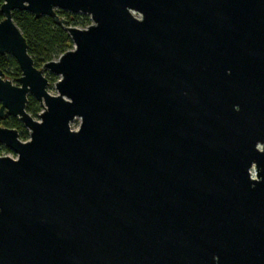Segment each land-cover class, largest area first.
Wrapping results in <instances>:
<instances>
[{"label": "water", "instance_id": "obj_1", "mask_svg": "<svg viewBox=\"0 0 264 264\" xmlns=\"http://www.w3.org/2000/svg\"><path fill=\"white\" fill-rule=\"evenodd\" d=\"M13 12L50 18L72 50L36 68ZM0 14V56L20 71L18 86L0 71V119L29 136L0 127L16 156L0 157V264H264V0H3Z\"/></svg>", "mask_w": 264, "mask_h": 264}, {"label": "trees", "instance_id": "obj_2", "mask_svg": "<svg viewBox=\"0 0 264 264\" xmlns=\"http://www.w3.org/2000/svg\"><path fill=\"white\" fill-rule=\"evenodd\" d=\"M3 0H0V8ZM58 16L68 22V25L75 28L85 29L90 24L85 15H71L66 12H58ZM13 23L20 31L26 41L27 52L34 62V66L40 69L44 64L56 61L61 55L72 50V43L68 34L60 27L55 26L48 17L35 18L27 12H13ZM2 15L0 14V21ZM0 71L5 80L14 79L17 83L20 77V71L16 62L10 56H0ZM14 72L15 75H12ZM26 112L31 117H36L39 113L38 103L28 98ZM0 127L14 129L18 132L19 139L25 140L28 136L27 131L22 124L15 118L0 119Z\"/></svg>", "mask_w": 264, "mask_h": 264}, {"label": "rangeland", "instance_id": "obj_3", "mask_svg": "<svg viewBox=\"0 0 264 264\" xmlns=\"http://www.w3.org/2000/svg\"><path fill=\"white\" fill-rule=\"evenodd\" d=\"M88 21H89V24H91L89 18H88ZM77 29H81V28H78V27H77ZM11 74H12V75H15L14 72H11ZM44 76H45V78L49 81V84H50L49 87H48V89H47L48 93H49L51 96H56L57 93H56V91H55V89H54V83H55L59 78L50 75L48 72H45V73H44ZM12 80L14 81V79H12ZM12 80H10V82H11L12 84L18 86V84H17V83H13ZM38 107H39V113L37 114L36 117H32L35 121H39L38 115H39V114L41 113V111H42L41 108H40V106H39V104H38ZM78 125H79V121H78V120H75V121L71 124L70 129L73 130V131H76L77 128H78ZM28 140H29V136H27V138H26L25 140H21V141H22V142H26V141H28ZM0 157H9V158H11V159H16V156H15L12 152L6 150L2 145H0Z\"/></svg>", "mask_w": 264, "mask_h": 264}]
</instances>
